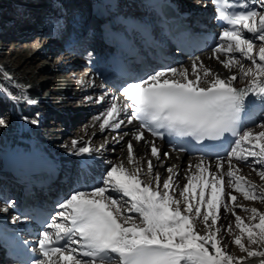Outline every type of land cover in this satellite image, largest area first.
<instances>
[{"label":"snow or ice","instance_id":"snow-or-ice-1","mask_svg":"<svg viewBox=\"0 0 264 264\" xmlns=\"http://www.w3.org/2000/svg\"><path fill=\"white\" fill-rule=\"evenodd\" d=\"M251 2L264 7V0ZM212 3L218 19L227 25L219 37V46L213 50L214 55L217 59L220 54L226 55L227 59L221 61L225 69L238 67L240 78L247 79L245 87L234 85L237 75L222 79L204 68L201 76L197 72L198 67H204L201 63L192 65L195 79L189 78L187 69H162L126 84L121 93L130 109L128 124L138 121L140 129L161 139L167 134L190 137L198 143L205 140L230 143L227 156L217 161L215 172L204 166L201 159L196 165L199 175L186 177L179 198L173 194L177 188L173 175L161 181L159 174H155L153 183H145L140 167L133 170L123 163L111 166L103 175L101 186L90 191H74L57 205L61 210L46 224L51 231L41 233L40 258L32 264H246L252 258H259V264H264V212L239 206L251 213L249 222L232 213L239 234L233 233L231 224L226 231L233 234L232 242L246 256L234 257L227 252L217 238L220 229L212 228L219 218L222 195L232 202L237 200L236 195L225 192V177L228 186L244 200L264 202V192L258 194L256 185L237 175L240 171L237 162L245 164L253 158L254 164L261 165V169L253 168V171L264 180V131L255 133L242 121L248 106L258 103L264 108V13L237 11L248 9L242 0L235 3L212 0ZM95 103L103 104L104 95ZM122 111L113 102L102 114L101 130L120 128L125 123L120 119ZM2 126L6 122L0 118ZM256 126L264 128V123ZM144 131L138 130L134 139L143 140ZM72 143L75 147L77 142ZM127 151L128 163L133 165L131 143ZM78 152L91 154L92 148L83 146ZM151 156L161 158L154 142ZM225 160L227 171H224ZM153 168L148 160L149 175L153 174ZM167 171L173 173L172 168ZM18 219L14 218L13 223ZM197 220L206 229L203 235L196 228Z\"/></svg>","mask_w":264,"mask_h":264},{"label":"bare ground","instance_id":"bare-ground-1","mask_svg":"<svg viewBox=\"0 0 264 264\" xmlns=\"http://www.w3.org/2000/svg\"><path fill=\"white\" fill-rule=\"evenodd\" d=\"M7 1L9 3L14 2V0H0V3H2L0 8L5 7L7 9ZM35 1L23 0V2L29 5H26L25 8L19 6L10 15L13 18L12 21L5 19L4 24L0 25V42L2 43V45L0 43V115L2 111H7L9 116L8 118H3L8 120L6 126L0 127V186H2L0 193L8 194L9 198L14 194V183L9 182L7 184L8 175L4 168L9 161L17 160L18 162H27L28 164L36 163L41 167L42 164H45V166L52 168L54 173L58 175L53 185L54 188H60L63 184L62 180L65 179L64 182L67 183L69 194L78 190L89 191L91 185H95L94 188L101 186L100 181L105 172L111 166L123 163L125 167L133 170L136 167H140L142 169L140 176L145 183H153L152 176L155 174H159L161 181L167 179L169 175H173L175 185L177 186L173 194L179 198V191L187 183L186 177L193 174L199 175L196 165L200 163L201 159L199 157L186 158L187 156L172 152L169 147L154 140L146 133H144L143 140L136 141L134 139L135 134L138 130H141L136 121L132 124L127 123L130 109L127 107L128 102L123 98L121 91L108 86L99 77L95 68V65L98 64L97 60L78 58L70 51L77 39L80 40V50L88 49L93 44L91 39V35L93 34L91 30L92 22H95L97 19L99 20L101 15L99 13L96 14L97 9H92L89 20L83 21L81 19L82 16L78 15V12L87 14V6L106 4V9L110 10V16H121L124 18V26L130 28L132 33H134L135 30L131 27L132 21L146 24L149 18L155 17V12L151 7V0H123L124 4L122 8L119 5L121 0H68L67 2H61L68 5L69 9L67 10L62 7L61 3L54 4L55 0H44L42 3H34ZM131 1H133L132 4L130 3ZM179 1L181 11L190 12L196 18L200 17L203 19L211 10L209 3L205 0ZM71 3H74L73 7L77 8H72L70 6ZM134 4H136L137 10L133 8ZM48 7H55L58 10H61V7L65 13L63 16L56 18L53 15L45 14V8ZM43 11L44 15H42ZM260 12L264 13V7H260ZM31 13L35 17L37 16V19L34 20L32 18V24L27 25L26 28L28 27L32 30H26L25 34L19 33L16 36V40L23 42L30 39L28 33L33 32L39 26L38 28L43 31L40 34L43 36L40 39L42 46L35 50L31 49L34 45L32 40L27 41V43L29 42L28 47L25 46L26 44L22 45V43L16 42L11 45L9 44V48H11L8 49L10 51L5 52L3 46L7 43L6 41L11 39L8 37L12 36L8 28L18 20L28 21L33 16ZM38 16L41 20L46 19L47 24L38 25L37 23L35 27L33 24L38 20ZM25 17H29V19L24 20ZM72 17H77L78 19L76 23L70 24ZM45 26H48V28L46 29ZM46 38L48 40L51 38L61 41L64 44L61 47H64V49L54 46L46 48L48 47V42L43 43ZM257 42V44L260 43L259 41ZM52 44L56 43L52 42ZM234 55L239 58L238 53ZM40 56L45 57V60L35 65ZM56 56H58V59ZM185 59H188V57L181 56L180 63L183 62L182 65H175L172 68L180 71L187 69L190 79H195V76L192 74V65H200L202 63L204 67L197 68V72L201 76H203L204 68H208L222 79H227L231 75H237L238 79L234 82L237 88L247 85V79L242 80L240 78L237 66L232 67L231 71L223 67L221 61L227 59L224 54H220L219 59H217L213 51H208L188 60L189 63H187L188 61L184 62ZM71 60H76L77 62H72ZM246 63L250 64V62ZM64 64L74 66L75 71H69L68 66ZM80 70H84L83 77L81 78L77 73ZM62 72H67L69 76L62 75ZM208 79H211V77H208ZM46 92L49 93L45 95ZM101 95H104V103H95ZM29 101H34V103H29ZM90 101L92 103L85 109L87 118L81 114L80 110L76 114H73L75 110H71L72 108L79 107ZM113 102L121 109H124L121 112L120 119H123L125 123L118 129L106 127L104 130H101L99 125L102 122V114L106 112ZM93 113L94 116L88 120V115L91 116ZM81 126L85 127V129ZM76 128L81 129L79 133L75 132ZM111 131H117L120 134L116 136ZM261 131H264V129ZM107 132L109 133L107 134ZM104 135L106 136L102 138ZM97 140H99V143L96 142ZM73 141L77 142L75 147L73 146ZM152 142L159 149L161 157L159 160L151 156ZM128 143L133 145L135 159L133 165H129L127 159ZM83 146H90L92 148L91 154H79L78 150ZM108 148H111V151H113V148L118 149V151L114 150L113 152V155H119L118 160L114 161L110 157L106 158V155L110 153L107 150ZM165 153L167 155H164ZM148 160H151L154 166L152 175L147 173ZM249 161L250 163L247 168L243 166L244 164L237 162L240 167L237 175L245 176L247 181L256 186L263 185L260 182L261 178L257 174V171H253V168L257 170L261 169V165L254 164L253 158H250ZM216 164L217 162L204 160V166H210L212 172L216 171ZM227 167V162L224 161V171H227ZM168 168H172L173 173L170 174L167 171ZM205 177L211 179L208 173H205ZM227 180L228 178L225 177L224 190L236 195L237 200L232 202L222 195L220 201L221 207L218 212L219 218L217 224L213 225L212 228L213 230L216 228L220 229L217 238L225 250L231 252L235 248L239 249L232 242L233 234L226 231L227 226L231 224L233 233L239 234V230L235 228V216L232 213L235 212L245 222H249V219L246 217L250 212L242 211L239 206L248 209L254 207L252 205H241L238 201H245L243 196L239 192H235L232 187H229ZM259 186H257L258 194L262 193V191L264 192L262 187ZM259 189L261 192L258 191ZM206 191H210V189ZM1 201L2 199L0 198V216L7 218L13 223L15 216ZM247 201L249 200H246L245 204ZM255 201L261 202L260 200ZM261 203H263L264 209V202ZM224 204H227V209L223 207ZM5 208H7V211H4ZM202 211L204 210L202 209ZM20 220L19 218L17 221ZM196 228L201 235L205 234L206 229L200 220L196 221ZM243 242H246V238ZM246 264H259V258H252L246 261Z\"/></svg>","mask_w":264,"mask_h":264},{"label":"rangeland","instance_id":"rangeland-1","mask_svg":"<svg viewBox=\"0 0 264 264\" xmlns=\"http://www.w3.org/2000/svg\"><path fill=\"white\" fill-rule=\"evenodd\" d=\"M44 0H36L34 3H42ZM68 0H55V2H54V4H59V3H61V2H67ZM87 2V1H86ZM132 2L133 1H131L130 3L132 4ZM2 3H0V5H1ZM62 4V7H64V9L65 10H67V9H69L68 8V5L67 4H63V3H61ZM73 4L74 3H71V5L70 6H72V8H77V7H73ZM124 3H123V0H121L120 1V4L119 5H123ZM26 5H29L28 3H25V2H23V0H14V2H12V3H9V1H7V6H6V8L7 9H5V7H2V8H0V25L2 26L3 24H4V21H5V19L6 20H11L12 21V16L10 17V15L11 14H13V12H15V10L19 7V6H23L24 8H25V6ZM65 6H66V8H65ZM120 6V7H121ZM136 4H134V6H133V8L134 9H136ZM86 8V7H85ZM87 8H88V10H87V14H82L81 12H78V15H80V16H82V20L84 21V20H89V18H90V7H88L87 6ZM46 10H45V14L47 13V14H50V15H53L54 17H56V18H58V17H60V16H63L64 15V13H65V11L63 10V8H61L60 7V9L61 10H58V9H56L55 7H48V8H45ZM35 10H37V9H35ZM137 10V9H136ZM57 12V13H56ZM61 12H62V14H61ZM28 14V13H27ZM57 14V15H56ZM77 14V13H76ZM76 14H74V15H76ZM31 15H33V16H31L30 17V19H29V17H25L24 18V20L25 19H29L28 21H20V20H16L17 22L15 23H13V24H11L10 25V28H8L9 29V31L12 33V36H10V37H8V38H11V39H9L8 41H6L7 43L5 44V46H3L4 47V51L5 52H9L10 50V48H9V46L11 45V44H13V43H16V42H19V43H22V45L24 44H26L25 46L26 47H28L29 46V42L27 43V41H31L32 40V42H33V46L31 47V49H39L41 46H42V42L40 41V39H41V37H43L42 35H40L41 34V32H43V31H41L38 27H36L37 26V23H38V25H41V24H47V21H46V19H43V20H41L40 18H39V16H38V20L33 24L36 28H35V30L33 31V32H29L28 34H29V36H30V39H28V40H25V41H17L16 40V36L20 33V34H25L26 33V30H32V29H29L28 27L26 28V26L27 25H29V24H32V18H34V20L35 19H37V16L35 17V15L33 14V13H31ZM42 15H44V11H43V14ZM41 15V16H42ZM85 15V16H84ZM77 17H72V19L70 20V24H72V23H76V21H77ZM3 20V21H2ZM39 20H41L40 22H38ZM3 22V23H2ZM93 23L94 22H92V27L94 26L93 25ZM46 27V26H45ZM48 28V26L46 27V29ZM39 30V31H38ZM6 31H8V30H6ZM38 31V32H37ZM64 37H65V35H64ZM44 39V38H43ZM56 40V39H55ZM53 40V39H45L44 41H43V43H47V46L48 47H46V48H50V46L52 47V46H54V47H60V48H62V49H64V47H61V46H63L64 44L63 43H61V41H58V40ZM52 42H55L56 44H52ZM1 43V42H0ZM258 43V42H257ZM10 44V45H9ZM1 45H2V43H1ZM9 48V49H8ZM61 49V50H62ZM208 52V51H207ZM53 57H54V55H53ZM58 56H56V58H57ZM193 57H189L188 59H185V61L184 62H187L188 60H191ZM58 59V58H57ZM59 59H61V58H59ZM42 60H45V57H41L40 56V58L38 59V62L35 64V65H38V63H40ZM72 62L73 61H75V60H71ZM183 63V62H182ZM182 63H177L176 65H182ZM187 63H189V61L187 62ZM64 65H67V64H64ZM68 66V68H69V71H71L72 70V72H73V70H74V66H72V65H67ZM66 66V67H67ZM70 68H72V69H70ZM171 67H169V68H167V69H170ZM75 71V70H74ZM77 73H78V76H80V78L81 77H83V74H84V70H80V71H77ZM65 74V76H69V74H67V72H62V75H64ZM65 79V78H64ZM78 87H79V84H78ZM76 88H77V86H76ZM43 92H44V90H43ZM49 92H46V94L45 95H47ZM77 101H78V99H77ZM79 103V102H78ZM92 103V101H90V102H88V103H85V104H82L81 106H79V107H74V108H72L71 110H75V112L74 111H70V112H74L73 114H76V112L78 111V110H80V112H81V114L85 117V118H87L86 117V108H87V106H89L90 104ZM90 109V108H89ZM92 116H94V113L91 115V116H89L88 115V120H90L91 118H92ZM9 116H8V112L7 111H2V113H1V115H0V118H8ZM4 120H6V119H4ZM6 123L8 122V120H6L5 121ZM263 123V122H262ZM81 127H83V126H81ZM83 129H85V127H83ZM264 128H261V127H258L256 130L254 129V132L255 133H258L259 131H261V130H263ZM80 130L81 129H79V128H76V130H75V132H80ZM82 133V132H81ZM109 132H107V134H108ZM111 133H113V135H115L116 134V136L117 135H119L120 133L119 132H115V131H111ZM84 134V133H83ZM106 135H104V136H102V138H104ZM107 138V137H106ZM100 139V138H99ZM96 142H98L99 143V140H97ZM107 150H109V152L110 153H108L107 155H106V158H111V159H113L114 161L115 160H118L119 159V155H113L114 153V150H117L118 151V149H116V148H113V151H111L112 149L111 148H108ZM251 162H252V160H251ZM249 163H250V161L248 162V163H245L243 166L245 167V168H247L248 166H249ZM260 182H262L263 183V185H261V186H259V185H257V186H259V187H262V189L264 190V180H261ZM257 186H256V188H257ZM258 191H260V189L258 190ZM261 192V191H260ZM263 192V191H262ZM246 201V200H245ZM245 201H243V200H240V201H238L239 203H241V205L242 204H244L245 206H247V205H249V206H253L254 208H256L258 211H260V212H264V209H263V203H261V202H259V201H254L253 203H252V200H249V201H247V203L245 204ZM248 213V212H247ZM249 214V215H248ZM247 214V219H249L250 218V216H251V213H248ZM258 222V221H257ZM255 248H256V246H253V249L255 250ZM232 256H234V257H240V256H242V255H246L245 253H241L240 251H239V249H237V248H235L234 249V251H231V252H229Z\"/></svg>","mask_w":264,"mask_h":264}]
</instances>
